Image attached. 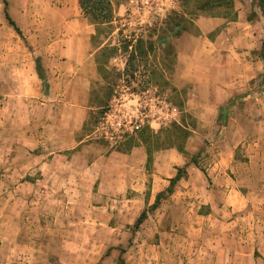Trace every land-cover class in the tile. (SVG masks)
Masks as SVG:
<instances>
[{"label":"rangeland","instance_id":"374dc122","mask_svg":"<svg viewBox=\"0 0 264 264\" xmlns=\"http://www.w3.org/2000/svg\"><path fill=\"white\" fill-rule=\"evenodd\" d=\"M110 1L113 22L98 30L80 8L66 21L56 0H8L19 35L0 0V264H118L120 250L126 264H215L221 247L238 248L230 224L246 234L264 221L263 166L248 148L260 142L264 157V69L230 57L260 56L258 0ZM236 21L255 37L236 38ZM78 31L92 33L91 48L77 71L65 66L76 89L91 83L85 143L56 152V128L80 113L45 95L49 47ZM232 140L242 144L219 169ZM178 169L189 175L170 192Z\"/></svg>","mask_w":264,"mask_h":264},{"label":"crops","instance_id":"0c3cea01","mask_svg":"<svg viewBox=\"0 0 264 264\" xmlns=\"http://www.w3.org/2000/svg\"><path fill=\"white\" fill-rule=\"evenodd\" d=\"M57 2H62L63 5H65L66 12L68 13V18H66V21L74 22L78 21L80 16L77 12L80 8L79 1L78 0H56ZM68 7H70L68 9ZM216 21V22H215ZM212 22V23H210ZM218 22V23H217ZM210 24H220V21L214 20V21H205L203 23L202 27L204 29H207V26ZM233 28L236 31V28H240L239 26L242 25L241 21H236L232 23ZM242 28V27H241ZM250 27H247L244 31L243 29L236 31L235 36L236 38H247V37H255L254 33H251L249 31ZM248 30V31H247ZM207 31V30H206ZM80 32V35H73L69 32L64 33L61 32L59 36L54 40L53 44L49 47L51 50V56H53L54 64H52V71L54 68L56 69V78L53 77V79H50L49 86L47 93H45L46 97L50 101H59V102H66L64 103L65 107L68 109H72L76 112L80 113V123L76 125V127H70L67 130L60 129L59 127L56 128V152H66L68 150H71L75 145H77L79 148L80 146H83L85 141H77V135L78 133L84 128V124L86 122L87 116H88V101H89V92H90V86L91 83H88V85H84L82 89H76L78 87V83H75L73 81H70L68 79V76L71 74H67L68 71L71 70L70 67H67L65 65H73V71L78 70V66L75 67L76 62H83L85 59L86 53L89 52L91 48V36L92 33L88 31L87 35L85 31H78ZM248 40V39H246ZM208 51V53H210ZM231 58L233 60V63L237 68H240L241 70H245L250 65H256L261 70L264 69V63L261 60L260 56H254L252 51L249 52H242L239 49H234L230 51ZM60 60L66 61V62H59ZM73 63V64H72ZM193 63L189 66H191ZM95 70V69H94ZM59 71H64V73L59 74ZM62 76V78H61ZM249 77V78H248ZM246 78L248 80H251L253 77L250 75ZM247 80V81H248ZM48 84V83H47ZM76 93H78V96L80 97L81 103L80 105L72 104L73 100L72 98L75 96ZM42 105H48L51 106L52 104H42ZM55 106V105H53ZM56 114V111L54 112ZM227 131H230V128H225ZM232 129V127H231ZM73 142V143H72ZM230 145L227 147V150L229 154L226 158H222V161L216 165V167L219 168L220 164L226 165V169H229V165H231L236 149L242 144V140H232L229 143ZM228 144L226 143V146ZM261 143H254L253 145H248V148L252 150L251 159L254 162H261L263 166V172H264V157L262 156V153L254 152L260 150ZM76 148V147H75ZM74 149V148H73ZM82 149V147H81ZM261 157V158H260ZM61 162L58 159H56V163ZM94 165V164H93ZM47 166V164H45ZM92 166V165H91ZM224 166L222 165V168ZM220 169V168H219ZM222 171L220 173H217V178H222ZM189 174L187 173L186 178ZM154 183L160 185L161 182L164 184L169 183V180L173 177H168L167 179H163L161 176H154ZM186 178L183 179L186 180ZM223 179V178H222ZM225 182H228V187H235L234 180L232 178L224 180ZM182 182V181H181ZM232 184V185H231ZM236 193H239L238 190L234 188ZM233 190V191H234ZM233 191H227L232 195ZM190 191L180 193L179 195H183V198H186L190 196ZM155 198V196H154ZM192 198V197H189ZM195 203L193 206L199 207L201 204V200L199 197H197ZM258 203L262 202V200H259V196L256 198ZM189 204V202L187 203ZM191 205V204H189ZM256 207V206H254ZM254 213V212H253ZM257 224H254L252 227V230L247 231L245 234V229L241 228L236 222H233L230 224V227L228 229H232V235L228 234V237L237 238V249H231V248H224L221 247V252L225 254L224 258L219 257L214 258L215 264H240L243 260H247L248 264H264V221L262 222V225H259L260 223L256 222ZM237 226V227H234ZM240 227V228H239ZM247 229V228H246ZM239 249V250H238Z\"/></svg>","mask_w":264,"mask_h":264},{"label":"trees","instance_id":"16d2710c","mask_svg":"<svg viewBox=\"0 0 264 264\" xmlns=\"http://www.w3.org/2000/svg\"><path fill=\"white\" fill-rule=\"evenodd\" d=\"M79 1V6L80 9L82 10L84 17L86 19H88V21L90 22L91 25L96 26V28L99 30V28L104 27V26H109L112 24L113 22V17H114V13H113V7H112V3L110 0H78ZM3 6H4V15H5V19L8 21L9 25L11 27H13L16 32L21 35L22 32L20 31V29L17 27L16 22L12 19L10 12H9V3L8 0H2ZM230 3H228L229 5ZM214 6H219L215 4ZM258 6L261 10L262 16L264 17V0H258ZM260 58L264 63V42L262 44V49H261V53H260ZM40 66L37 65V71L39 73ZM40 75V73H39ZM41 77V75H40ZM179 151V150H178ZM180 153H183V151H179ZM186 171L184 172L182 169H178L177 170V175L175 176V178H173L170 181V189L169 191L171 192V190L179 183L181 182L184 178H186ZM157 207V203L153 206L154 209H156ZM147 212L144 211L141 216L139 217V219L137 220L136 224H135V228H139L144 221L147 219ZM120 257L118 260V264H126L124 258H123V254L125 253L124 250H120Z\"/></svg>","mask_w":264,"mask_h":264}]
</instances>
